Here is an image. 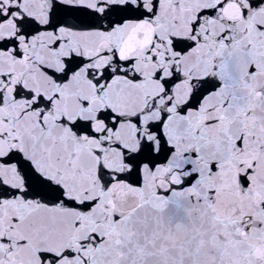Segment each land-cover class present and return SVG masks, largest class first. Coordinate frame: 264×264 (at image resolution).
I'll return each mask as SVG.
<instances>
[{
    "label": "snow or ice",
    "instance_id": "6c2138e0",
    "mask_svg": "<svg viewBox=\"0 0 264 264\" xmlns=\"http://www.w3.org/2000/svg\"><path fill=\"white\" fill-rule=\"evenodd\" d=\"M0 264H264V0H0Z\"/></svg>",
    "mask_w": 264,
    "mask_h": 264
}]
</instances>
